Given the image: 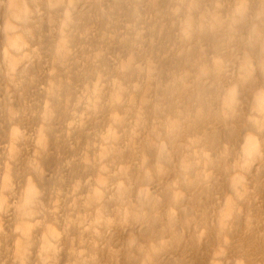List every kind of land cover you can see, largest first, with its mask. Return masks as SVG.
<instances>
[{
	"label": "bare ground",
	"instance_id": "obj_1",
	"mask_svg": "<svg viewBox=\"0 0 264 264\" xmlns=\"http://www.w3.org/2000/svg\"><path fill=\"white\" fill-rule=\"evenodd\" d=\"M0 264H264V0H0Z\"/></svg>",
	"mask_w": 264,
	"mask_h": 264
}]
</instances>
